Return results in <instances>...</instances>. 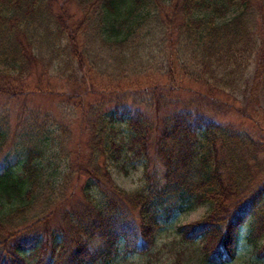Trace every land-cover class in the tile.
I'll list each match as a JSON object with an SVG mask.
<instances>
[{"label": "trees", "instance_id": "trees-1", "mask_svg": "<svg viewBox=\"0 0 264 264\" xmlns=\"http://www.w3.org/2000/svg\"><path fill=\"white\" fill-rule=\"evenodd\" d=\"M56 65L78 88L68 99L86 155L66 150L55 119L30 144L12 141L0 159V264H107L202 205L176 230L201 262H231L242 228L264 260V126L218 121L209 106L263 109L264 0H0V91ZM9 134L0 127V152ZM125 161L144 169L133 192L108 171Z\"/></svg>", "mask_w": 264, "mask_h": 264}, {"label": "rangeland", "instance_id": "rangeland-1", "mask_svg": "<svg viewBox=\"0 0 264 264\" xmlns=\"http://www.w3.org/2000/svg\"><path fill=\"white\" fill-rule=\"evenodd\" d=\"M58 66V65H56ZM156 67V65H153ZM56 70L39 67L19 83L12 85H22L15 95L12 92L4 89L0 91V127L8 129L9 137L6 145L0 152V159L7 152V149L12 145V141H20V144H30V140H34L41 127L44 126L45 131L53 128L54 119L64 125L67 130L68 137L66 138L65 146L67 151H82V158L86 155L81 142L86 141L85 131L80 127L79 114L74 108L73 100L68 99L70 94L73 95L78 91L77 87L66 86V78L70 68L64 73L59 71L62 69L58 66ZM79 76V74H78ZM64 77V78H63ZM9 81V79L7 78ZM157 83H164L163 78L155 77ZM9 83V84H10ZM11 85V84H10ZM100 88V87H99ZM72 92V93H71ZM96 95H91L87 98V102L93 101ZM223 100V98H222ZM222 104V103H220ZM210 108L219 111L217 120L232 123L237 127H242L249 132H256V128L264 126V107L257 109L256 106L247 104L244 100L238 99L234 105L227 108H215L209 105ZM250 115L251 118H248ZM49 121H48V120ZM117 137H124L128 133L124 125H118L116 130ZM69 157L67 156L56 160V166L59 171H66ZM70 162L74 164V157L71 154ZM45 163V161H43ZM148 168H152V164ZM127 171L124 173V171ZM108 171L111 173L112 180L124 191H136L144 186V169L139 163L132 164L125 161L124 164L108 166ZM71 182L69 190L77 191L82 183ZM92 193L98 196V193L92 189ZM68 194V193H67ZM69 195V194H68ZM208 211L207 206L197 207L190 212L181 214L172 218L169 223H165L156 232L154 240L150 242L147 248L140 253H124L122 250L118 252L116 257L107 264H173L179 255L183 252L186 254L184 264H206L198 258L197 252L192 247L187 246L180 241L177 228L183 224L192 223ZM247 228H242L238 233V241L234 247V258L226 264H264V260L256 256L255 252L247 244L244 237L246 236ZM182 252V253H180ZM97 264H103L101 262Z\"/></svg>", "mask_w": 264, "mask_h": 264}]
</instances>
